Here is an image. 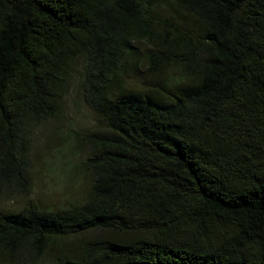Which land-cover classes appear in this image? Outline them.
<instances>
[{
    "label": "trees",
    "instance_id": "1",
    "mask_svg": "<svg viewBox=\"0 0 264 264\" xmlns=\"http://www.w3.org/2000/svg\"><path fill=\"white\" fill-rule=\"evenodd\" d=\"M75 80L89 191L1 217L5 249L100 231L55 264H264V0H0V197Z\"/></svg>",
    "mask_w": 264,
    "mask_h": 264
},
{
    "label": "rangeland",
    "instance_id": "2",
    "mask_svg": "<svg viewBox=\"0 0 264 264\" xmlns=\"http://www.w3.org/2000/svg\"><path fill=\"white\" fill-rule=\"evenodd\" d=\"M78 83L75 80L64 98L59 120L36 131L30 148L26 191L0 197V218L65 212L85 199L91 181L80 165L89 154L81 139L98 132L99 123L84 105ZM73 231H68L65 237L51 239L39 252L24 245L11 253L0 243V264H55L79 260L83 244L109 238L100 231Z\"/></svg>",
    "mask_w": 264,
    "mask_h": 264
}]
</instances>
